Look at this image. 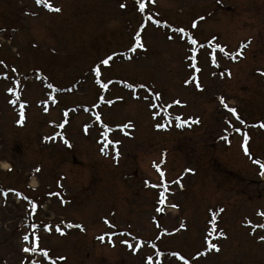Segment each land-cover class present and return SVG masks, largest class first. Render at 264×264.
Returning a JSON list of instances; mask_svg holds the SVG:
<instances>
[{
    "label": "rangeland",
    "instance_id": "rangeland-1",
    "mask_svg": "<svg viewBox=\"0 0 264 264\" xmlns=\"http://www.w3.org/2000/svg\"><path fill=\"white\" fill-rule=\"evenodd\" d=\"M34 2L0 0V168H11L0 172V264H146L149 256L152 264H183L173 252L189 264H264V243L257 240L264 229L253 233L264 221L257 215L264 178L252 162H264V0H141L144 13L136 0H48L59 13ZM176 28L187 36L181 39ZM137 32L144 47L131 52ZM189 37L198 43L190 45ZM249 40L235 60L216 48L234 55ZM113 53L110 66H101L104 90L91 69ZM148 89L161 95L149 97L155 108L145 99ZM21 103L25 120L17 124ZM97 113L112 129L108 139L120 141L118 159L112 145L107 155L99 151L104 128ZM177 116L187 121L183 127H176ZM157 168L169 188L163 205ZM32 204L36 213L29 216ZM213 215L217 232L227 236L209 237L221 251L192 260L206 248ZM36 237L37 251L23 253ZM122 240L141 247L133 253Z\"/></svg>",
    "mask_w": 264,
    "mask_h": 264
},
{
    "label": "snow or ice",
    "instance_id": "snow-or-ice-1",
    "mask_svg": "<svg viewBox=\"0 0 264 264\" xmlns=\"http://www.w3.org/2000/svg\"><path fill=\"white\" fill-rule=\"evenodd\" d=\"M152 2L154 3L155 0H152ZM35 3H36L37 5H43V7H44L45 9H47L49 12L59 13V12L62 11L61 8H59V7H54L51 3L48 2V0H35ZM136 3L138 4V11H139L140 13H144V12H145V4H144L143 2H141V0H136ZM125 6H126V5H125L124 3H121V4H120V7H121V8H124ZM33 14H34V13H33ZM148 19H149V20H152V17L149 16ZM152 22H153L154 24H158V21L153 20ZM196 26H197V25H196L195 23H193L192 27L195 28ZM140 27H141V29H143V28H144V25L141 24ZM0 31H3V29H0ZM174 31L177 32V33H180V34H181V37H180L181 39L184 38L185 36H187V33H185V30H184L183 28H176V29H174ZM168 38H169V39H172V37H168ZM213 39H215V37H213ZM134 40H135V43H134V44L132 45V47L129 49V51H131V52H135L137 49H142V48L144 47V45H143L142 42H141V35H140V32H137V33L135 34ZM188 43H189L190 45H196L198 42H197V40H196L195 38H191V37H189V38H188ZM250 43H251V41L249 40V41L247 42V44H241L240 49L237 50L236 53H235L234 55H230L229 53H226L225 50H224V48L221 47L219 44L216 45V48H218L220 52L224 53L225 56H228L229 58L235 60L237 57H242V56H243V49L247 48L248 44H250ZM209 44H211V41H209ZM191 51H192L193 53H195V48H192ZM115 55H117V54H116V53H113L112 55H109V56H107L106 58H102V59L99 61V64H98L96 67H93V68L91 69V72H92V73L94 74V76H95V81H94V82H95L97 85H99V87H100L101 89H104V90H107V89H108V84H107V83H102V82H101V77H102V68H101V66H104V67H108V66H110V61H112V59H113V57H114ZM120 55H123V54H120ZM129 59H130V57H129ZM192 59H193V61H194V60H195V57L193 56ZM3 63H4L3 61H0V64H3ZM212 63H213L214 65H216L217 62H216L215 57H213V59H212ZM190 67L194 68L196 72H200V71H201L200 68L196 67L195 62H193V63L190 65ZM13 71H15V69H13ZM259 74H260V75H264V72H260ZM229 75H230V73H229ZM193 79H196V78L193 77ZM188 82H189V81L186 80V81H185V84H187ZM195 86H196L197 90H200V91L203 90V89H202V86H201V84H200L199 82H197ZM47 87L50 88V89H53V91H58V89L53 88V85H52L51 83H49V84L47 85ZM126 87L129 88V89H134V85L131 84V83L127 84ZM135 87H138V88L144 89L146 86H145L144 84H139V85H137V86H135ZM8 91H9V92H12V89L9 88ZM148 92H149V96H146L145 99H146V100H149V106H150V107L155 108V107H156V104H155V103H152V101L149 99V97H150V96H154V98H155L156 100H160V99H161V95H160V93H153L150 89H148ZM134 98L139 99L138 96H134ZM18 99H19V97L17 96V100H18ZM218 99H219V103L223 106V108H225L229 113H231L232 116L236 117V119L239 121L240 124H244V123H245L242 119H240L239 115L237 114V109H236V108H234V107H229L228 104L225 102V100H224L223 97H219ZM17 100H9V103L14 105V104L17 103ZM49 100H51L53 104L57 103V101L55 100V98L52 97V96H49ZM99 100H100L101 103H107V104H109V105H111V103H112V101H105L103 96L99 97ZM172 104L179 105V104H181V102H180L179 100H174V101H172ZM172 104H170L169 107H171ZM25 106H26V105L23 104V103L20 104V109H21V110H20V112H19V119L16 121L17 124H22L23 121L25 120V113H24V111H23V109L25 108ZM44 111L47 112L48 109L45 108ZM64 116L67 117V116H68V113H67V112H64ZM153 118H155V115H154ZM95 119H96V121L100 122L101 127L104 128V132L102 133V136L104 137V141H103V142L98 141V143H102V146L99 148V151L101 152V154L107 155L108 153H107L106 150L108 149V146H109V145H112L113 149L115 150V156L113 157V159H118V158H119V151H118V149L116 148V146L120 143V141H119V140L112 141V140H109V139H108V132L111 131L112 129H110L108 125H106V124L103 123V121H102V117H101V115H100L99 113L96 114ZM175 119H176V121H177V123H176V127H178V128H179V127H183L184 124L187 123V121H183V122H181V117H180V116H177ZM67 123H68V121L65 120L64 122H62V123L59 124V127L62 129V128L65 127V125H66ZM192 123H199V120H193ZM129 126H130V122H129V124H125V125H123V126H118V127L127 128V127H129ZM253 126H255V125H253ZM156 127H157V128H163L164 125H163V124H157ZM259 127H260L261 129H264V123H261V124L259 125ZM87 130H88V129H87V126H85V132H87ZM236 131L239 132L240 129L237 128ZM57 135H59V133H57ZM45 139H46V140H55V139H56V136L45 137ZM62 139H63V143H64V145H66V146H68V147H71L69 141H68L66 138H62ZM224 139H227V137H224ZM249 139H250V137H249L247 134H245V135H244V143H243V145H242V147H243V149H244V152H245V155H249V150H248V148L246 147V145L248 144ZM252 162H253L254 164H259V165H260V173H259V175H260L262 178H264V162H261V161H259V160H252ZM5 167H8V166L6 165ZM8 170L11 171V168H9ZM36 171L39 172L40 169L37 168ZM157 171H160L159 168H157ZM185 171H186V172H191V171H193V170H192V169H185ZM160 176H161V186L164 188V190L159 192V200H158V203H159L160 205H163V204L165 203V199H166L165 192L169 191V188H168V185H167V184H164V182H163L164 173H163L162 171H160ZM173 183H175V184H180V181H179V180H176V181H173ZM152 187H158V186H157V185H152ZM181 187H182V185H181ZM17 195H19V193H17ZM56 195H59V194L56 193ZM62 202H63V201H62ZM36 207H37L36 204H32V211H33V212H35ZM171 207H172V208H177L178 206H177L176 204H172ZM156 211H157V212H161V211H163V209L160 208V207H157V208H156ZM210 211H211V210H210ZM223 211H224L223 209H220V212H223ZM257 215H258V216H261V217H264V212H257ZM62 223H63V222H62ZM105 223L107 224L108 221L105 220ZM211 224H212V229H211V231H209V232L207 233V236L204 237V242H205V244H206V248H205L203 251L197 252V253H196V256H195V257H192V260H195L197 257H203V256H206L208 253L213 252V251L216 252V253H219V252L221 251V248H220L219 244L213 242V240H212V239H209V237H213V234H214V233H215V237H214V239H216V240H219V239H226L227 236H226V234L223 232V230H220V231L217 232V228H216L217 218H216L215 215L212 216ZM248 224L250 225L251 222L249 221ZM65 226H66L67 228H73V227H75V228H77V229H79V230H81V231L84 230L83 227H82L80 224H75V225H73V224H71V223H68V224H66ZM110 226H111V225H110ZM32 227H35V225H33ZM157 227H159V225H157ZM184 227H185V224L182 222L181 225H180V228H184ZM256 228L264 229V224H259V225L253 226V233L255 232V229H256ZM44 230H45L46 232H47V231H50V229H49V227H48L47 225H44ZM55 230H56V232L59 233L61 236L65 235V232L62 231L60 227H56ZM178 230H179V229H178ZM250 234H251V233H250ZM157 238H159V237H157ZM22 239H23V241L27 242V241H29V236H28V235H24V236L22 237ZM97 239H99L101 242H103L105 238H104L103 235H101V236L97 237ZM259 242L264 243V235H260V236H259ZM109 243H111V240H109ZM121 243L127 244V247H128L129 249H131V250L133 251V253H135V252L141 247V245H140L139 242L136 243L135 247H133V245H132L131 243H128L127 240H122ZM38 246H39V237H36L35 240L33 241V243H32L31 245L23 247V248L21 249V251H22L23 253H25V254L35 253V252L37 251V247H38ZM156 255L159 256L160 253L158 252V253H156ZM171 255L174 256V257H176V259H178V260H182V261H183V264H189V260H188V259H185V257H184L183 255H180L179 253H176V252L171 253ZM41 256H42L44 259H49V252H48V251H42V252H41ZM59 259H60V260H65L66 257L61 256V257H59ZM51 264H56L55 260H52ZM146 264H152V257H151V256H149V257L147 258V262H146Z\"/></svg>",
    "mask_w": 264,
    "mask_h": 264
},
{
    "label": "bare ground",
    "instance_id": "bare-ground-1",
    "mask_svg": "<svg viewBox=\"0 0 264 264\" xmlns=\"http://www.w3.org/2000/svg\"><path fill=\"white\" fill-rule=\"evenodd\" d=\"M5 166V165H4ZM2 168H4V167H2Z\"/></svg>",
    "mask_w": 264,
    "mask_h": 264
}]
</instances>
